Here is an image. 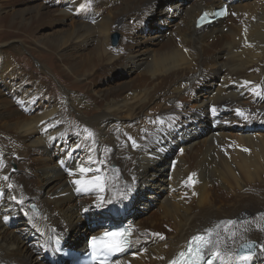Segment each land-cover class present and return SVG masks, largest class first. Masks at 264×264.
Listing matches in <instances>:
<instances>
[{
	"label": "bare ground",
	"instance_id": "bare-ground-1",
	"mask_svg": "<svg viewBox=\"0 0 264 264\" xmlns=\"http://www.w3.org/2000/svg\"><path fill=\"white\" fill-rule=\"evenodd\" d=\"M27 2L37 5L9 16L7 24L26 30L56 3ZM223 3L229 6L227 18L195 28L201 10ZM65 5L54 9V24L84 6L93 12L71 31L41 43L68 79L64 89H53L34 73L26 81L16 62L22 43L0 41V264H67L52 248L53 236L64 246L85 248L88 237L104 230L96 232L93 225L118 221L128 223L134 243L109 264H164L191 235L228 219L241 221L228 246L255 242L252 262L264 264L259 250L264 215H258L264 214V133L256 132L264 127V98L252 91L259 85L264 92V0H66ZM154 13L175 19L159 57L132 38L139 21ZM112 32L122 34L117 48L110 46ZM116 67L128 74L141 70V78L122 87H95ZM41 71H47L46 63ZM187 96L195 108H186ZM43 98L47 107L37 102ZM85 127L93 138L85 139ZM128 137L139 147L133 149ZM89 158L106 161L88 166L104 168L111 192L75 191L71 181ZM117 189L127 196L121 198ZM100 195L117 198L97 208ZM159 200L150 217L137 219L132 212L133 203L145 207Z\"/></svg>",
	"mask_w": 264,
	"mask_h": 264
},
{
	"label": "rangeland",
	"instance_id": "rangeland-1",
	"mask_svg": "<svg viewBox=\"0 0 264 264\" xmlns=\"http://www.w3.org/2000/svg\"><path fill=\"white\" fill-rule=\"evenodd\" d=\"M27 1H29V0H0V41H6V40L8 41V40L12 39V40L19 41L20 45L22 43L23 46L21 45L20 54L17 55V56H19V58H17L16 62L19 65V68H21L20 74H22V75L24 74L25 77H27V79H25L26 81H28L29 80L28 78L30 77V75L32 73H34V74L39 75L42 79H44L46 81L49 80L48 82L50 83V85L52 86L53 89H54V87L57 90L62 89V88L64 89L65 88L64 84L65 85L69 84V81L65 77V75L59 74L60 70L56 66V57L54 56L53 52L48 50L46 47L42 46L41 43H43V42L45 43V41L53 39L54 35L57 33H62L64 31H66L67 29H68L67 31H71L72 29H74L75 25H77L81 22L84 15L85 16L88 15L91 11L93 12V10H90V8H88L87 6H84L77 11L72 10L71 11L72 12L71 17H64V20L61 23L54 24V20H53L54 14L53 13L55 12V10L63 9L66 7V5H65L66 0H55L56 3L53 4L51 7H49L50 9L47 10L48 15L46 16V18L34 19V21L27 27L26 30L22 29L19 26H15V25L10 26L9 24H7L6 19H9L8 18L9 16H10V18H13L14 16L15 17L20 16V15H22V13L25 14L26 12L33 10L34 7H32V6L37 5L35 3H32V4L28 3ZM7 3H9V4H7ZM227 3L230 4L229 2H227ZM8 5H9V7H8L9 10L7 9L8 11L3 12L5 9V6H8ZM161 7H162V5H157L156 9L159 10ZM12 8H14V9H12ZM173 20H175V19H172V18H169V19L166 18L165 19L164 14H162V15H160V13L151 14V15L147 16L146 18H142L139 21L140 23L137 26V29L135 31V33H137L138 36L133 35L132 38H133V40L139 39L141 41H144V43L141 46H143L145 48L148 47V49H150L152 47L150 50L152 55L154 54V56L159 57V55L161 56L166 49V44H167L166 38L169 36L168 34H170L173 31V27H172V21ZM72 26H73V28H72ZM126 32L128 34V32H129L128 28H126ZM113 35L118 36V38H116L117 39L116 43H114V44L112 43V36ZM145 38H146V40H145ZM120 41H122V34H119L116 32H112L110 34V46L112 48L119 47L121 44ZM126 41L129 42V40H127V38H126ZM163 41H166V42H163ZM154 42H157V43H154ZM16 44L18 45V43H16ZM30 47L31 48L33 47L36 51H32L30 49ZM162 49H163V51H162ZM45 63H46L47 71L45 73H43L41 71V66H43V64H45ZM140 71L141 70H137V71L132 72L131 74H128L126 71L122 70L121 68L116 67V68L111 70L109 75H106L102 79H100L101 81L100 82L98 81L99 83H97L98 85H96L95 87L104 88L106 86H111V85L112 86L114 85L117 87H122L125 84H128L130 82H136V81L140 80V78H141L140 77ZM4 81H6V79H4ZM80 82L84 83V82H86V80H81ZM51 86H50V89H51ZM201 93L202 92H200V94ZM189 96H187L185 99L186 108L187 107L188 108L189 107L195 108L196 103ZM204 97H206V95ZM37 102L42 104V107L43 106L47 107V105H49L47 98L40 99ZM223 106H224V104H222L220 106V108L221 107H222L221 109H225V108L228 109L229 108V107L227 108V105L225 108H223ZM37 110H41V107H40V109H37ZM65 112H68L67 109H65ZM95 113H98V111H96ZM80 114H81V112H77V111L74 113V115L77 117H79ZM257 131L264 133V127H262L261 129H256V132ZM234 132H238V129H235ZM177 151L178 150L176 149L172 153L173 154L175 152L177 153ZM10 166L15 171L18 170V167L16 166V164L12 161H10ZM114 167L115 166L113 165V168ZM193 179H194V177H193ZM165 193H166V191H163V193H161V194L163 195ZM161 194L159 193V195H161ZM160 204H161L160 200L159 201H150L147 205H145V207H138L137 204L133 203L132 204V207H133L132 212L135 214L137 219H141L143 217L147 218V217H150L151 215H153L157 211V208L160 206ZM140 206H142V205H140ZM29 208H31V206ZM119 222L120 221H118L117 223H119ZM117 223H115V224H117ZM125 223H127V222H125ZM115 224L109 223L106 226L104 224V225H100L97 227H95L93 225L92 227H93L94 231L97 232L101 229H106L109 226L115 225ZM15 227H16V225L14 226V228ZM53 239H54V236H53ZM74 247L77 248V246H73V248ZM52 248L54 249L53 242H52ZM80 249L84 250L85 248L83 246ZM54 251H55V249H54ZM57 256H60V255L57 254ZM61 260H64V259L61 258L60 261Z\"/></svg>",
	"mask_w": 264,
	"mask_h": 264
},
{
	"label": "snow or ice",
	"instance_id": "snow-or-ice-1",
	"mask_svg": "<svg viewBox=\"0 0 264 264\" xmlns=\"http://www.w3.org/2000/svg\"><path fill=\"white\" fill-rule=\"evenodd\" d=\"M226 14V9H221L217 13L205 12L197 22V26L200 27L202 22H211L208 20L210 15H223ZM251 82L245 81L244 84H250ZM260 86L252 89L257 97L264 98V92L259 91ZM239 115H244V111L241 109L236 110ZM85 139L94 137V133L91 129L85 127L83 129ZM133 149L139 147L136 140L132 137H128ZM98 164L105 165L106 161L96 160L91 158L87 161V164L81 163L77 171L81 174L79 178H74L71 183L75 185V191L79 193L98 192L104 193L105 191H112V188L106 182V177L101 175L104 171L103 167H89L88 165ZM63 167V161H61ZM4 164L2 158H0V168H3ZM69 175H74L72 170H69ZM7 179V177H4ZM189 180H192V176H189ZM121 198L127 196V191L124 189H117ZM195 194V193H194ZM116 195L105 197L103 195L98 196L94 206L97 208L106 207L116 199ZM12 200H16L15 196L10 197ZM22 203V201H18ZM89 209L85 208L84 212H88ZM264 215V214H258ZM4 221L9 220L8 216L3 217ZM240 220H223L216 222L213 226L205 228L202 232L189 238L183 249L174 257L169 260L168 264H251L254 256L256 255L257 245L255 242H249L240 245L239 249L230 248L228 241L233 240L236 231L235 226L240 224ZM223 227L224 234L221 233ZM131 229L128 227H122L116 230L105 229L99 236H91L88 240V247L92 250V255L104 257V260L100 261V264H105V261L118 253L126 251L131 247L134 241L131 239ZM155 236H159L158 233H153ZM163 239L164 237H160ZM259 250L264 252V244L259 245ZM118 264V262H117Z\"/></svg>",
	"mask_w": 264,
	"mask_h": 264
},
{
	"label": "water",
	"instance_id": "water-1",
	"mask_svg": "<svg viewBox=\"0 0 264 264\" xmlns=\"http://www.w3.org/2000/svg\"><path fill=\"white\" fill-rule=\"evenodd\" d=\"M116 38H117L116 35H113V36H112V43H116V40H117Z\"/></svg>",
	"mask_w": 264,
	"mask_h": 264
}]
</instances>
